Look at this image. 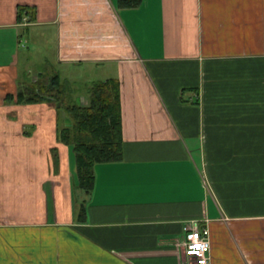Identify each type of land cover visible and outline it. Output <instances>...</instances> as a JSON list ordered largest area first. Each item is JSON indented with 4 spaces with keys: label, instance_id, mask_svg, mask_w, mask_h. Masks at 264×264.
Returning a JSON list of instances; mask_svg holds the SVG:
<instances>
[{
    "label": "crops",
    "instance_id": "0c3cea01",
    "mask_svg": "<svg viewBox=\"0 0 264 264\" xmlns=\"http://www.w3.org/2000/svg\"><path fill=\"white\" fill-rule=\"evenodd\" d=\"M51 71L120 84L89 195L49 104L15 101ZM193 225L209 264H264V0H0V264H189Z\"/></svg>",
    "mask_w": 264,
    "mask_h": 264
},
{
    "label": "trees",
    "instance_id": "16d2710c",
    "mask_svg": "<svg viewBox=\"0 0 264 264\" xmlns=\"http://www.w3.org/2000/svg\"><path fill=\"white\" fill-rule=\"evenodd\" d=\"M141 3L142 0H119V7L136 9ZM18 14L19 22L24 16L34 22L33 11L20 8ZM87 93L88 106H81L73 101L74 91L62 84L59 75L43 73L35 83H21L15 101L24 107L54 102L58 127H63L59 142L68 148L75 164L76 187L89 195L94 190L95 167L122 161L123 140L119 82L94 83ZM79 215L86 216L84 208Z\"/></svg>",
    "mask_w": 264,
    "mask_h": 264
},
{
    "label": "built area",
    "instance_id": "2783aa9c",
    "mask_svg": "<svg viewBox=\"0 0 264 264\" xmlns=\"http://www.w3.org/2000/svg\"><path fill=\"white\" fill-rule=\"evenodd\" d=\"M181 247L183 257L189 264H209L211 245L207 228L193 225L189 228Z\"/></svg>",
    "mask_w": 264,
    "mask_h": 264
},
{
    "label": "rangeland",
    "instance_id": "374dc122",
    "mask_svg": "<svg viewBox=\"0 0 264 264\" xmlns=\"http://www.w3.org/2000/svg\"><path fill=\"white\" fill-rule=\"evenodd\" d=\"M50 74L52 73V75L53 74H55L56 72H54V71H51V72H49ZM106 78H107V75H106V72H104V73H101L100 75H98L97 77H94V79L92 80V81H94V82H97V81H102V80H106ZM82 91H80V93H81ZM79 94V93H78ZM87 94L88 93H86V94H84L83 95V92L81 93V95H80V100H78L79 98H78V95L75 93V95L73 94V101L75 102V103H79L80 105H83V106H88V96H87ZM54 102H52V104H50V105H48L47 107H49V108H52V110L54 111V113H55V120H57V114H56V112H55V107H54ZM63 118V117H62ZM64 122H65V120H63ZM63 122V123H64ZM67 125V124H66ZM66 125H64V127L66 126ZM67 128H69V125H67ZM69 170H70V174L73 176L74 174H76L75 173V171L73 170V168H72V166H71V160L69 159ZM71 182H72V180H71ZM75 183V182H74Z\"/></svg>",
    "mask_w": 264,
    "mask_h": 264
}]
</instances>
